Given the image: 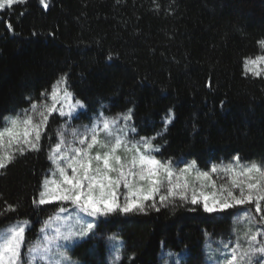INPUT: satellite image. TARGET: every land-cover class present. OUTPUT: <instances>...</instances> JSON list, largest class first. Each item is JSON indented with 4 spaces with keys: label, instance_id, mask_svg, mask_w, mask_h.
<instances>
[{
    "label": "trees",
    "instance_id": "obj_1",
    "mask_svg": "<svg viewBox=\"0 0 264 264\" xmlns=\"http://www.w3.org/2000/svg\"><path fill=\"white\" fill-rule=\"evenodd\" d=\"M260 41L264 0H47V8L26 0L0 11V128L67 73L66 87L85 105L81 120L131 108L139 139L161 132L171 109L174 119L154 141L158 159L196 161L202 172L237 156L264 161V77L244 72ZM49 124L40 151L15 154L0 171V229L28 221L29 241L56 211L32 203L51 169L58 118ZM233 217L180 200L113 214L70 257L106 264L115 234L123 242L118 264H160L162 251L185 252L180 264H205L206 237L226 236Z\"/></svg>",
    "mask_w": 264,
    "mask_h": 264
},
{
    "label": "snow or ice",
    "instance_id": "obj_2",
    "mask_svg": "<svg viewBox=\"0 0 264 264\" xmlns=\"http://www.w3.org/2000/svg\"><path fill=\"white\" fill-rule=\"evenodd\" d=\"M24 2L25 0H0V9L11 8L14 4ZM39 2L47 8V0ZM7 27L10 31L13 30L11 24ZM259 43L264 47V41ZM261 60H264V57H257L256 60L246 59L245 71H252L248 65H255ZM253 75L258 76L260 72L253 71ZM68 82L69 75L65 73L53 84L50 93H41L43 99L40 103L41 110L37 113L38 122L34 121L27 109L23 119L19 116L11 119L5 117V120L10 119V127L0 130V150L4 148V137L7 136L9 149L15 144L17 147L13 151H18L21 155L25 151H40L42 136L47 135L46 128L50 127L49 118L53 113H58L63 118L72 116L78 107L85 108L83 101L79 99L71 103L73 94L66 87ZM47 99H51L53 103H45ZM57 104L60 106L57 107ZM37 107L35 102L31 104L32 110ZM121 116L125 121L132 120L133 110L129 108L115 117H107L101 113L94 117L90 126L73 128L67 120L59 125L60 129L67 125L73 139L68 138L67 132L57 131L55 144L49 145L48 157L55 169L51 170L52 177L46 176L41 182L38 197L32 202L37 207L56 202V211L43 221L36 241H29L26 236L27 229L24 225H27L28 221L13 225L0 241V264H33L34 261L35 264H44L46 258L48 264H78L67 255L66 245L57 241L72 243L74 239L83 240L90 234L94 236L95 229L98 228L97 221L102 222V217L113 214L127 215L132 212L147 213L149 209L159 211L160 206H166L175 198L184 202L189 200L190 184L187 175L196 166V161L184 162L185 167L179 169L177 174L174 169L179 166L175 161L161 160L153 155L154 152L160 151V145L154 141L167 131V126L174 119L171 109L163 119L164 127L161 132L152 137L140 136L138 140L135 136L129 137L127 129L118 127ZM130 131L139 135L134 126ZM121 151L128 155H120ZM13 159L14 156L9 152L0 151V169ZM233 159L235 166L230 163L226 169H222L229 173L230 186L222 184L217 189L209 172H200L197 179L209 181L210 186L217 190L206 194L202 185L198 193L192 186L190 202L197 206L202 203L204 213L235 215L236 223H239L241 218L247 219L248 213L251 212L253 216L258 217L257 223L264 225V161L241 164L240 157ZM217 167L213 165L211 172H216ZM56 174L59 179L54 178ZM9 207L11 209V206ZM84 217L93 219L87 220ZM69 218L71 223L68 224L66 232H61L57 227L55 235H45L46 230L51 228L52 220L68 221ZM258 236L264 237V231L250 230L244 236L248 242L247 247L222 244L209 251L205 257L207 264H264V240L257 247ZM108 240L116 242L119 237L113 234ZM25 245L28 246L26 253L21 251ZM119 251L120 249L116 248L117 254L111 264L120 260ZM257 256L261 259H256ZM53 257L56 259L53 260Z\"/></svg>",
    "mask_w": 264,
    "mask_h": 264
},
{
    "label": "rangeland",
    "instance_id": "obj_3",
    "mask_svg": "<svg viewBox=\"0 0 264 264\" xmlns=\"http://www.w3.org/2000/svg\"><path fill=\"white\" fill-rule=\"evenodd\" d=\"M17 4H19V3H17ZM14 5H16V4H14ZM5 9H8V8H5ZM5 9H0V11H3ZM257 57H264V47H262L261 44H260V54ZM257 57L251 58L250 60H256ZM248 68L252 69V71H245V63H244V72H245L246 75L253 76V77H264V60L258 61L257 64H255V65H248ZM253 71H259L260 75H258V76L257 75H253ZM62 94H63V92L61 90V95ZM42 99L43 98H41L39 101L35 102L38 105L36 110H32L31 109V105H30L29 108H27V110H29L30 114L33 116L35 122L39 121V116L37 115V113L41 110L40 103H41ZM45 103L51 104V103H53V101L51 99H47L45 101ZM71 103H75L74 98L72 99ZM59 106L60 105L57 104V107H59ZM25 110L20 111L19 113H17L14 116H8V118L11 119V118H16V117L19 116L21 119H23L24 116H25ZM66 111H67V109H66ZM83 112H84V108L81 109V108L78 107L76 109V111L73 113L72 116H66V117L61 118L58 115V113H53V115L51 117L56 116L58 118V120H59V125L61 123H63L64 120H67L68 124H70L73 128H76V127H80V126H83V125H89L90 126L92 124V122H93L94 117L99 116L102 113L100 111L95 116L91 117L88 120H81L80 118H78V116H79V114H81ZM73 117H76V118H73ZM107 117H110V116H107ZM113 117H115V116H113ZM50 118H49V121H50ZM10 119L9 120H5L4 119L3 126L0 128V130H3L5 128H7V127H10ZM118 127L119 128H123V129H127L129 137H132V136L135 135V133H132L130 131V128L133 127L132 126V120L125 121V120H123V118L121 116V118L118 121ZM57 131L67 132L68 133V138L69 139H73V135H72L70 129H68L67 125L65 126L64 129H60L59 126H58L57 130H56V133H57ZM73 142L75 143V140H73ZM4 145H5L4 148L2 150H0V151L9 152L13 156L15 154H19L18 151H13V149H15L17 147V145L13 144L12 145V149H9V147H8V137L7 136L4 137ZM155 154L156 153L154 152L153 155H155ZM120 155L126 156L128 154L126 152H124V151H121ZM50 163H51V169L46 175L48 177H52V171L51 170L55 169V165L52 164L51 160H50ZM230 163L233 164L234 166L236 165V162L233 159L231 162H229L227 164L219 165L217 167V171L216 172H211L212 166L210 167L209 171H207V172H209V176H210L211 180L215 182V184L217 186V189L222 184L230 186L229 173H227L226 171L222 170V169H226L227 166ZM176 164L179 167L174 169V170L178 174L179 173V169H182V168L185 167V163L184 162H176ZM241 164H244V163H241ZM237 170H239V169H237ZM0 171H1V169H0ZM200 172H202V171H199L196 167H194V168L191 169L190 174L187 175V180H188V182L190 184V187L188 189L189 200L187 202L190 203V204H191L190 201H191L192 186H194L197 189L198 193L201 190L202 185L204 186L203 190L205 191L206 194H211L213 191L217 190V189H213L210 186L209 181L197 179V175ZM54 178L59 179L58 174H56V176ZM173 180L175 181V176L173 177ZM181 182H183V181H181ZM225 195H226V193H225ZM174 200H179V199L175 198L172 201H174ZM156 201H157V203L159 205V197L158 196L156 197ZM55 203L56 202H53V204H55ZM170 203H167L166 205H168ZM200 206L202 207V203L200 204ZM216 214H218V213H216ZM84 219L92 220L93 218L84 217ZM103 219H105V218H103V217L100 218V220H103ZM257 220H258V217L253 216V214L250 212V213H248V218L247 219L241 218L240 222L236 223V217L234 215L233 221H232V227H231L229 233L226 236L221 237V238H219V237L218 238H214V237H211V236H207L206 237L205 242H204V257H206V255L208 254L209 251H213V250L217 249L222 244H229L232 247H237V246H242V248L243 247H247L248 246V242H247L246 239H244L245 233H248L250 230L251 231H256L257 229H259L261 231H264V225L257 223ZM17 223L18 222L14 223V224H11V225H8V226L0 229V241H2L5 233L8 232V230L13 225H16ZM69 223H71V219L70 218H69L68 221H64L63 219H61L59 221L52 220L51 221V228L46 230L45 235H55V229L57 227L60 228L61 232H66L67 229H68V224ZM24 226L26 227L27 231L31 227L30 223H28L27 225H24ZM90 236H91V234L89 235V237ZM89 237H87V238H85L83 240H75L74 239V241L72 243H68V242H64V241H57V243H61V244H65L66 245L67 255L70 257V252L76 246H78L80 243H82L83 241L87 240ZM238 237H239V239H238ZM262 240H264V237H260V236L257 237V241H256V246L257 247L260 246V243H261ZM106 242H107L106 264H111V261L115 258V255L117 254L116 253V248H119L120 249V251H119L120 260L116 262V264H118L121 261V259H122L123 242L120 239L118 241H116V242H112V241H109L108 238H107ZM242 248H241V250H242ZM21 251L24 252V253L28 252V247H26V249L24 250V246H22ZM169 253H173L174 255H169ZM185 256H186L185 252L174 253V252H170V251H162L161 254H160V264H180V262L184 259ZM55 259H56V257H53V260H55ZM256 259H261V258L259 256H257ZM33 264H35V261L33 262ZM44 264H48L47 258H46ZM205 264H207L206 259H205Z\"/></svg>",
    "mask_w": 264,
    "mask_h": 264
}]
</instances>
